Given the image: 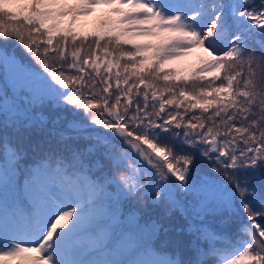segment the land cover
<instances>
[{"label":"snow or ice","instance_id":"obj_1","mask_svg":"<svg viewBox=\"0 0 264 264\" xmlns=\"http://www.w3.org/2000/svg\"><path fill=\"white\" fill-rule=\"evenodd\" d=\"M0 42L20 141L0 138V264H264V0H0ZM45 104L83 148H60ZM133 198L195 218L190 260L154 247L163 224L119 219ZM223 212L231 234L207 223Z\"/></svg>","mask_w":264,"mask_h":264},{"label":"trees","instance_id":"obj_2","mask_svg":"<svg viewBox=\"0 0 264 264\" xmlns=\"http://www.w3.org/2000/svg\"><path fill=\"white\" fill-rule=\"evenodd\" d=\"M256 4L259 3V0H254ZM103 11V8H97L93 13L87 17L81 18V23L85 28H90L92 21L96 16H98ZM12 43L9 42L8 51L10 53L14 52L18 59L21 62H27L33 64L34 67H37L31 59L23 53V50L20 48H13ZM3 44L0 42V47ZM252 47L259 54L260 49L257 45L253 44ZM194 59V57L192 58ZM19 79V77H17ZM12 74L8 73L7 79L5 77V71L3 65H0V89L7 87L9 96L13 95L12 90ZM21 98L24 97V93H20ZM2 100V97H0ZM37 112H42L43 115L48 117L46 127L48 129H53L55 127L56 132L64 131L65 138L63 140L59 139V136H56V141L59 142L61 149L64 148H83L86 144L83 140H76L72 138V133L66 129V124L68 120L72 119V114L70 111L65 110L63 107L45 104V106L36 109ZM83 114L81 113V116ZM62 116L66 119H61L55 126L52 121L57 117ZM8 136L13 141L19 143L18 134L14 131L12 127L11 119L6 121L4 112L0 110V138ZM40 140L39 134L34 130H25L23 132V144L22 147L26 149V155L21 161V167L25 165H30L32 160L35 158L32 146ZM104 172L111 174L112 169L107 161H104ZM198 169L201 170H210V166L206 163H200L197 165ZM96 171V169H93ZM99 174V172L97 173ZM174 179V178H173ZM249 179L251 185L259 193L262 189V182L257 179L253 174L249 173ZM109 192L115 196V187L112 186L109 188ZM249 199H253L249 197ZM188 202H191L192 197H187ZM239 208V204H237ZM117 215L119 219L127 223L130 217H136L139 224L142 227H148L153 223L163 224L164 228L168 229L167 232L161 230L157 237L153 238L154 247L157 249H162L167 252L169 255H178V257L185 262L190 260L193 256V248L197 244V240L194 233V225L197 222L195 218L190 221L187 215L182 211L181 208L173 209L170 215H165V206L160 203H152L147 199L133 198L131 200H121L117 205ZM240 215L244 217L246 221V214L240 209ZM230 214L228 212H223L220 215L209 216L207 218V223L216 231L228 232L229 234L235 231V221L238 219L235 215L229 218ZM227 219L228 222L222 224L221 221ZM202 247H206V242H199Z\"/></svg>","mask_w":264,"mask_h":264},{"label":"rangeland","instance_id":"obj_3","mask_svg":"<svg viewBox=\"0 0 264 264\" xmlns=\"http://www.w3.org/2000/svg\"><path fill=\"white\" fill-rule=\"evenodd\" d=\"M10 73L12 74V78H13V73L10 71ZM12 82V81H11Z\"/></svg>","mask_w":264,"mask_h":264}]
</instances>
